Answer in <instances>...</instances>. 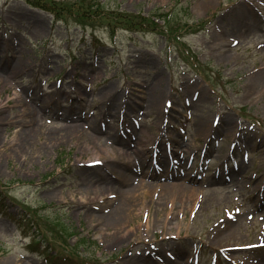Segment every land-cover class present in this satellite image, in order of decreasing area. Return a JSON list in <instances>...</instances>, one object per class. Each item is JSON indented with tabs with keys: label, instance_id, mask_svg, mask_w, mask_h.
I'll return each mask as SVG.
<instances>
[{
	"label": "rangeland",
	"instance_id": "obj_1",
	"mask_svg": "<svg viewBox=\"0 0 264 264\" xmlns=\"http://www.w3.org/2000/svg\"><path fill=\"white\" fill-rule=\"evenodd\" d=\"M99 1L156 27L112 34L97 17L0 0V264H264V0ZM50 91L60 113L103 130L100 154L84 122L77 137L45 121ZM117 140L146 150L144 166L129 158L144 175H178L135 174L145 187L118 228L102 219Z\"/></svg>",
	"mask_w": 264,
	"mask_h": 264
},
{
	"label": "bare ground",
	"instance_id": "obj_2",
	"mask_svg": "<svg viewBox=\"0 0 264 264\" xmlns=\"http://www.w3.org/2000/svg\"><path fill=\"white\" fill-rule=\"evenodd\" d=\"M13 70L10 69V73L8 74L9 79L14 80L17 78V76L19 75V71L20 68L16 63H13ZM12 70V71H11ZM263 69H261L259 71V73H261L263 75V79H262V83L261 85H264V74H263ZM110 93V91L108 92ZM153 93V92H152ZM159 91L156 90L150 97V104L149 106H153L154 105V100L153 97L158 94ZM52 97H57L54 95V93L52 91H50L47 95V98L42 101H39L37 104L38 107V111H40V113L43 114V116L45 117V121L48 123H52V125L54 124V121H58L56 124L59 127H63L60 122H67V121H71L70 125V129H72L73 133L75 136L77 137H81L82 136V130L81 127H79V124L81 121L84 122L85 124L87 123V120L85 118H82L79 121H75L72 117H69L65 114H62L59 112V108L58 106L55 105V101H57V99H53L50 100ZM58 102V101H57ZM32 113L34 114V111H32ZM88 124H86L87 126ZM67 126H65L64 128H66ZM89 128L92 129L93 131V136L90 137V139H88V145L86 146V149H88V154H100L99 151H102L101 149H103L102 147L104 146V141L101 138V133H103L102 129H96L94 127H91V125H88ZM33 140V133L32 132H28L26 133L22 139L20 140V146H19V151L21 153H26L27 150L29 149L31 143ZM117 143L119 145V147L117 146V148H113L116 150H111V154L109 153V157L102 159V163L106 166L109 167L110 165L112 166H117L118 168V172L114 173V183L110 184L108 182V178L107 175L102 174V173H93L91 174L93 177H89V181L91 183L94 184H98L102 181H107L108 185L110 184V191L109 193L111 195H115V197L117 198L116 200H114V202L110 205L107 213L105 216L102 217V219L104 220L105 224H107L106 226L108 227H120V225H122V221L123 218L125 216V214L128 212V205L130 204V202L132 201H136L139 196H140V190H143L145 185L141 184L140 182H138V180H135L134 175L141 173V170H138V167L136 166V164L133 162L129 161V158L134 154L137 157L139 156L141 158V165L144 166L147 164V159L146 156L144 154H146V150H144L143 152H141V150L135 148L132 149V147L130 148V144L126 143L124 144V142L118 141ZM99 145V146H97ZM112 148V147H111ZM117 155L118 156V160L114 159L113 156ZM120 158H122V160H120ZM102 164V165H103ZM101 165V166H102ZM162 165V164H161ZM113 170L116 168H112ZM143 175V177H146L149 180H161V181H166L167 179H172V178H177L178 175L177 174H170L167 175L166 178L164 177V179H162L161 175H155L154 173H150L147 176L144 175L143 173H141ZM135 180V181H134ZM185 181L188 182H192V178L188 179L185 178ZM88 183V182H87ZM91 183H88L91 185V187L93 188L92 191L88 192L86 195H91L93 193H98L96 190V187H94ZM173 183H169L167 185L163 184L161 187H165V189H178L179 186L177 185H172ZM176 186V187H175ZM180 190V189H179ZM113 197V196H112ZM86 200L89 201H93V199H91L90 197L85 198ZM88 201V202H89ZM264 206V205H263ZM116 229V228H115ZM126 239V238H125ZM140 259V256H137V260ZM135 263H137L135 261Z\"/></svg>",
	"mask_w": 264,
	"mask_h": 264
},
{
	"label": "trees",
	"instance_id": "obj_3",
	"mask_svg": "<svg viewBox=\"0 0 264 264\" xmlns=\"http://www.w3.org/2000/svg\"><path fill=\"white\" fill-rule=\"evenodd\" d=\"M25 2L32 7L38 8L42 11L50 13L55 20L61 19L64 14H73L75 18L91 17L99 18V22L103 24L110 33H114V24L120 25L122 28L133 30H142L143 28L153 29L155 17L143 18L140 16H128L125 13L112 14L111 17L105 13L104 4L99 0H74L73 2H58L55 0H25ZM163 20V25L169 22L168 14L158 15ZM83 22V21H81ZM80 22V23H81ZM141 27V28H140Z\"/></svg>",
	"mask_w": 264,
	"mask_h": 264
}]
</instances>
